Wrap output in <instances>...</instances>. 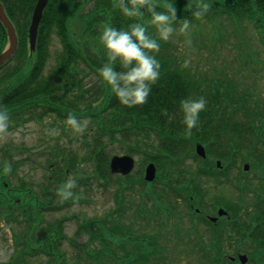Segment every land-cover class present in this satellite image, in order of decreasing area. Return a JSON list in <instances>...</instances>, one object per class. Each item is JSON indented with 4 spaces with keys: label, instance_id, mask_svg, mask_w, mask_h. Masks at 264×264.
<instances>
[{
    "label": "trees",
    "instance_id": "trees-1",
    "mask_svg": "<svg viewBox=\"0 0 264 264\" xmlns=\"http://www.w3.org/2000/svg\"><path fill=\"white\" fill-rule=\"evenodd\" d=\"M35 1L37 0H2L8 16L17 28L19 48L14 58L0 68V110L7 111L10 121L15 122L22 118L25 120L39 119L49 114L67 119V116L73 113L78 118L86 117L95 124L90 129L93 137L91 142L83 141L82 144L79 143L77 147L73 148L57 145L56 149L58 148L61 152L60 160L57 162V182H51L50 179L49 185L41 183L42 196H37V204L39 203L41 210L61 209L65 204L75 201L83 202V200L77 199L66 200L63 204L53 208L46 201V189L52 187L60 189L70 175L77 177L78 180L73 189L74 193H81L83 196L89 197L94 186L108 189L109 182L116 176L111 173L109 168V159L114 152L113 143L123 142L121 145L127 146L124 150L129 153H145V161H156L159 167L164 162L169 163L167 166L169 169L158 173V178L155 181L156 185L167 190V197L170 201L160 205L167 209V214L178 210L179 197H183L188 206L194 203L198 176L202 173L204 175L215 174L217 158L222 159L223 163L229 160L230 164L234 166L250 161H253V168L264 165V75L261 76V72L252 68L249 75V88L239 87L238 80H230V75L227 73L219 75L221 78H216L217 76L199 77L184 62L178 63L174 56H170L166 51L167 42L161 41L159 51L153 53L161 62V77L153 86V92L146 104L134 108L121 105L105 85L106 92L103 98L99 101L87 102L84 104L85 107L79 106L78 100H68L58 94V83L55 81L70 79L74 64L85 59L84 54L88 41H85V35H82L81 31L78 34L76 27L73 26L80 14L78 12L80 7L87 0H49L44 10L39 32H37L36 49L31 54L28 43V27ZM159 2L161 5L174 2L178 19L174 23L183 24L184 20H188L190 25V23H198L202 19L213 20L224 15L236 19L245 18L259 31L261 43L264 44V0H204L209 4V10L202 17L192 14L193 5L198 4L199 0H159ZM115 3L117 0H98L96 9H94L95 13L86 15L87 22L99 21L98 16L104 24L114 22L117 27H120L121 24L127 26L136 19L147 22L149 14L146 11L144 17L125 18L120 15L118 9L113 8ZM90 30L93 29L90 27ZM148 31L156 35L154 26L148 25ZM54 32L58 34L63 45L59 66L52 69L53 75L50 76L55 80L44 76L50 57V41ZM7 42V32L4 24L0 22V53L5 49ZM87 65L99 75L98 68L101 66L95 67L89 63ZM83 78L80 77L78 83H73L75 86L80 85L79 92L82 90L83 85L80 81ZM69 88L74 89L75 87L69 86ZM185 96L191 98L204 96L207 99V108L200 114L199 125L191 132L183 125L182 112L179 109V100ZM163 109L168 110L167 114L163 112ZM142 137L145 141L149 140L148 145L156 141L151 144L150 151L138 149L141 147L139 139ZM196 141H200L206 146L207 159L201 160L195 153L194 144ZM144 145H146L145 142ZM19 149L20 152L23 150V148ZM50 149L49 146L42 152L35 153V160L39 155H45L48 159L54 158L53 153L50 155L51 157L46 155ZM52 149L55 148L52 147ZM83 150L86 152L85 155L90 160V164L94 166L93 175L79 172L81 164L79 161L82 162L79 156ZM5 158V161L0 164L1 177L4 175L1 171H3L5 162L11 163V171L16 165L11 154H6ZM200 161L205 163V168L198 167ZM192 163H196V168L191 165ZM53 172L51 174L54 175ZM117 179H119L122 189L149 188L148 194H152L150 200L154 204V193L150 187L156 185L153 182L147 183L141 171L128 176L117 175ZM260 180L263 182V195L252 205L254 211L250 212V221L247 223L238 214L235 216V209L231 211L234 222L231 225L240 233L238 235L243 237L245 231H251L250 238L255 243V247L253 251L249 250V254L250 260L255 264H264V168ZM30 187H32L31 183L26 180H22V183L14 188L13 185H10L12 195H5L2 198L0 196V216H4L9 222L12 221L7 209L13 202L19 204V210L24 213L23 209H27L23 202L26 201V192L32 197V192H29V190L32 191ZM259 188L253 186L249 189L257 192ZM1 189H5L3 180H0ZM1 192L3 193L2 190ZM10 197L16 199L13 200ZM32 199L35 202L36 195H33ZM140 211H144L141 204ZM151 213L152 209L146 213V218H149ZM75 217L77 218V216ZM114 217H118L119 220H114ZM123 218L124 212L118 205L117 209L104 217L86 221V223L78 220V228L86 229L89 237L97 239L105 252L91 251L88 258L81 252H76L72 264H89V262L91 264H115V262L118 264H149L156 254L159 258L155 260H160L163 256L168 257L167 249L166 254L164 253L161 257L158 255V252L164 249L161 234L158 232L156 235L153 233L151 235L139 234L138 229L132 224L126 223ZM13 220L16 221L15 218ZM30 220L33 219L30 218ZM164 220L167 221L165 218ZM39 227L46 228L39 224L33 227L34 234L25 231L22 233L24 238V243H20L22 257L43 254L50 257L54 255L53 245L57 235L45 230L41 231ZM123 233L125 236H121ZM131 235L132 238H129ZM111 242L115 244L124 242L127 246L126 252L123 255H118L113 250ZM197 243L202 244L203 241L199 240ZM213 243L211 241L210 245L204 246L203 255L206 259L204 263L223 264L227 261L234 264L227 258H220L222 253L219 245H222V242ZM50 258L52 259V257ZM0 264L13 263L0 261Z\"/></svg>",
    "mask_w": 264,
    "mask_h": 264
},
{
    "label": "rangeland",
    "instance_id": "rangeland-1",
    "mask_svg": "<svg viewBox=\"0 0 264 264\" xmlns=\"http://www.w3.org/2000/svg\"><path fill=\"white\" fill-rule=\"evenodd\" d=\"M97 3L98 0H87L80 7L78 11L80 14L74 21L73 27H76L77 33L79 34L81 31L82 35H85V41H88L86 43L87 48H85L87 50L84 54L85 60L82 59L74 64L70 79L55 81V83H58L57 89L60 96L68 100H78V105L84 107L87 102L99 101L106 92L105 84L100 76L87 65L89 63L95 67L102 66L107 59L99 40L105 24L97 20L92 21L90 25L93 30H90L89 23L86 20V15L96 9ZM240 24L231 23L227 18H219L215 20V23L203 20L198 24L190 23L186 32L181 30L182 24H174L176 30L171 38L166 41L168 45L166 51L170 56H174L178 63H182L186 59L190 60L187 66L191 71L196 72L199 77L217 76L216 78H221L219 75L227 73L230 75V80H238L239 87L249 88V75L252 68L261 72V76L264 75V44L262 45L260 37L252 26L244 21ZM189 37L191 38V45L185 43V40ZM62 53V42L58 34L54 32L50 41V57L45 68V78H50L53 75L52 69L59 66L58 62ZM80 77H84L80 81L83 85L81 92H79L80 85L75 86L73 84L78 83ZM50 79L55 80V78ZM69 86L75 88L71 89ZM45 122L48 124L44 126V129L39 124L40 121L34 120L12 132L6 133L0 138V148H5V151L0 152V159L3 161L6 154H11L12 160L16 163L13 168V176H9L7 180L13 186L20 185L22 180L30 182L32 191L29 190V192H32V197L36 195L37 199L34 202V199L26 192V201L23 202L27 209L22 207L24 213L19 210V204L13 202L7 209V213L13 222H9L3 219L5 217L0 216L1 262L49 264L51 261V264H72L76 252H81L87 258L90 257L91 251L95 253L105 252L102 244L97 239L89 237L86 229L80 230L78 228L77 221L86 223V221L104 217L117 209L118 205L121 206V210L124 212L123 220L136 227L139 234L151 235L153 233V235H156L157 232L161 234L162 241L167 247V251L166 249L162 251H166L168 257L166 256L167 259L165 260L151 261L149 264H204L206 259L199 250L202 246V244L197 243L199 240L207 245H210L211 241L214 243L216 241L220 243L221 241L222 245H219L222 253L221 259L227 258L230 260V256H237L238 253H246L250 257L249 250L253 251L255 247V243L250 238L251 231H245V234L242 235L244 238L241 237V235H238L240 233L230 225V219L223 217L217 226L206 227L203 223H200V216L198 220L193 221L191 219L186 209L187 205L184 203L185 200L178 201L180 203L178 210L167 214V209L160 205L170 200L167 197V190L160 185H156L157 182L155 181L158 175L153 181L156 186L150 187V190H153L154 193V204L150 200L152 194H148L149 188L122 189L116 175L109 182L108 189L94 186V190L89 197H85L81 193H74L73 197L64 200L77 199L83 200V202L75 201L74 203L65 204L62 209L55 211L41 210L39 203L37 204V196H42L40 185L42 182L49 183L45 177V174L49 173L40 165L43 159L38 157L37 162L34 161L35 153L42 152L46 148L41 143L47 141L51 145V149L46 155L50 156L53 153L55 156L52 161H59L61 152L58 148L56 149L58 144L62 147L73 148L77 147L79 143L82 144L83 141L91 142L93 137L89 130L95 126L91 120L82 119L81 122L86 126L81 131H75L65 120L62 121L54 115L47 116L42 124ZM50 124L55 126L58 124V128H53ZM42 133L45 135L46 140L40 142L39 138ZM139 142L141 147L138 149L150 151L151 144L156 141L148 145L149 140L145 141L142 137ZM144 142L146 145H144ZM121 143L123 142L112 144L114 154H123L125 147ZM52 147L55 149L53 150ZM19 148H23V150L20 152ZM85 154L84 150L80 152L79 159L82 162L79 161L81 163L79 172L93 175L94 166L90 164V160ZM134 157L136 158L135 171H141L144 174L149 161H145V155L142 153L135 154ZM168 164L164 162L162 166H158L159 170L157 172H165L167 168L169 169ZM224 164L226 165L221 169L225 170V173L221 174L219 172L221 169H219L216 177L207 178L204 182L201 178L197 179V182L204 185V192L197 197V200L205 208L206 213L211 215H217L219 206L230 208V205H238L242 209L240 211L241 216L248 223L250 221L248 213L251 212L252 205L263 195V182H261L260 176L264 165L253 168V161H250V169L245 171L242 168L245 166L244 162L234 166L227 160ZM191 165L196 168V163ZM199 166L205 168V163L200 161ZM55 181L57 182L56 179ZM237 182L242 185V191L237 187ZM253 186L260 188L255 192L249 189ZM174 196L176 197V195ZM198 202L196 201L195 204L198 205ZM219 202L220 205H218ZM140 204L144 209L143 212L140 211ZM151 209L153 210L151 215L153 214L154 220L149 219L151 222L148 223L144 219H146V213H149ZM74 215L77 218L73 217ZM65 217L67 219L64 220ZM13 218H15V222ZM30 218L33 220H30ZM114 220L118 221L119 218L114 217ZM39 224L46 227L45 229L39 227L41 231L45 230L57 235L53 245L54 255L50 256L52 259L48 255L22 257L19 244H16V241L24 242L22 237L24 231L34 234L33 227ZM121 236H125V234L123 233ZM129 238H132V235ZM32 240L34 239L32 238ZM110 244L118 255H123L127 250L124 242L119 244L111 242ZM89 264L91 263L89 262ZM115 264H118V262H115ZM223 264H230V262L225 261ZM234 264H240V261L236 260ZM247 264L255 263L250 261Z\"/></svg>",
    "mask_w": 264,
    "mask_h": 264
},
{
    "label": "clouds",
    "instance_id": "clouds-1",
    "mask_svg": "<svg viewBox=\"0 0 264 264\" xmlns=\"http://www.w3.org/2000/svg\"><path fill=\"white\" fill-rule=\"evenodd\" d=\"M192 14L202 17L209 10V4L199 0L193 5ZM192 6V8H193ZM118 9L120 15L125 18H140L149 14L147 22L140 19L117 27L114 22L106 23L103 26L99 37L107 59L98 68L100 78L117 98L121 105L129 108L142 106L147 103L153 86L161 77V62L153 54L158 52L161 41H168L174 33V22L177 19V8L174 2L160 4L159 0H117L113 5ZM191 8V9H192ZM148 25L156 29V35L148 31ZM189 21L184 20L182 31H187ZM191 45V38L185 40ZM185 65L190 60L184 61ZM207 108V99L204 96L199 98L182 97L179 100V109L182 112V123L191 132L200 122V114ZM167 109L163 112L167 114ZM67 124L75 131H81L86 125L73 113L67 116ZM10 115L5 110H0V138L8 131ZM11 163L5 162L3 172L10 173ZM78 183L77 177L69 176L58 190L60 195L67 199L73 197V189Z\"/></svg>",
    "mask_w": 264,
    "mask_h": 264
},
{
    "label": "water",
    "instance_id": "water-1",
    "mask_svg": "<svg viewBox=\"0 0 264 264\" xmlns=\"http://www.w3.org/2000/svg\"><path fill=\"white\" fill-rule=\"evenodd\" d=\"M36 2L37 3L34 8V13L32 15L31 24L29 27V40H30L31 50L35 49V44H36L37 34H38L37 32L39 29V25H40V21L43 15L44 8L47 5L48 0H38ZM0 21L6 27L7 32H8V38H9V42L7 44L6 49L4 50V52L0 54V67H2L4 66L6 61L11 59L16 53L17 48H18V35L16 34L17 31L15 28V25L10 20L9 16L7 15L4 5L1 2V0H0ZM197 150L201 155L203 156L206 155L205 149L202 145L199 144L197 146ZM134 165H135V159L130 155H123V156L115 155L111 159V169L113 172L128 174L134 168ZM248 168L249 166L245 165V169H248ZM155 173H156L155 165L153 163L149 164L147 167V171H146V178L148 180L154 179ZM49 193L53 197L50 200L51 204L55 205L59 202V200L63 198L58 192L50 191ZM219 212L220 214L225 213L223 209H220ZM212 220H216V218H212ZM240 258L242 259V262L244 261V263L247 262L246 260H248V257L246 255H241Z\"/></svg>",
    "mask_w": 264,
    "mask_h": 264
}]
</instances>
